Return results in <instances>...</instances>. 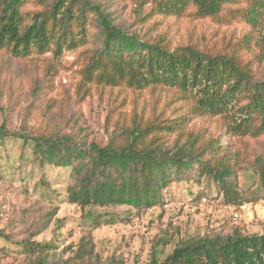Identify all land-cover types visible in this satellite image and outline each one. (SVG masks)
I'll list each match as a JSON object with an SVG mask.
<instances>
[{"label":"rangeland","instance_id":"obj_1","mask_svg":"<svg viewBox=\"0 0 264 264\" xmlns=\"http://www.w3.org/2000/svg\"><path fill=\"white\" fill-rule=\"evenodd\" d=\"M57 1L24 0L21 29L35 15L51 14ZM70 1L80 8L86 0ZM88 1L127 32L169 49L192 45L209 54H232L249 67L254 82L264 81V14L256 28L249 27L241 18L245 0L229 5L218 19L196 17L191 6L179 16L163 15L156 12L161 0ZM71 29L82 43L62 48L59 55L53 46L19 57L0 47V126L7 134L0 141V232L9 237L0 239V264H147L153 254L164 261L190 239L233 231L262 234L264 133L227 131L249 95L229 115L212 117L199 115L192 94L176 88L136 90L122 82L86 81L85 69L101 47V29L88 13ZM164 121L180 123L173 132L147 137L144 146L154 142L171 153L195 139L194 154H205L188 169L170 167L149 208L72 203L67 192L76 185L73 168L39 160L33 150L35 137L104 147L113 135L123 144L124 132L133 126ZM259 124L255 116L253 128ZM217 162L232 172L229 180L240 206L224 202L212 173Z\"/></svg>","mask_w":264,"mask_h":264},{"label":"trees","instance_id":"obj_2","mask_svg":"<svg viewBox=\"0 0 264 264\" xmlns=\"http://www.w3.org/2000/svg\"><path fill=\"white\" fill-rule=\"evenodd\" d=\"M236 1L161 0L156 12L179 16L191 6L196 17L218 19L223 10ZM245 2L241 18L249 27L256 28L264 14V0ZM23 3L24 0H0V47L8 48L12 56H25L32 50L48 51L50 46L54 47L53 53L59 55L62 48L81 45V37L71 28L80 24L88 13L95 17L101 29L102 42L85 69L86 81L111 86L122 82L136 90L155 86L176 88L192 94L194 110L199 115L212 117L229 115L242 97L249 95L248 102L238 108V118L231 117L227 131L240 136L264 133V81L254 82L249 67L242 65L232 54H209L192 45L169 49L161 41L147 40L127 32L113 23L109 12L88 0L80 8H75L69 0H58L51 14L35 15L32 23L21 29L19 11ZM255 116L260 117V124L253 128ZM179 123L164 121L143 127L133 126L124 132L123 144L110 135L104 147L95 143L83 147L66 138L35 137L33 150L39 160L73 168L76 185L68 188L70 202L99 207L149 208L156 201L155 189L165 187L170 167L188 169L194 160L205 154H194L195 139L171 153L154 142L144 146L147 137L173 132ZM5 131L2 124L0 141L7 135ZM216 164L218 168L212 170L213 178L220 187L224 202L240 206L242 203L229 180L232 172L221 162ZM262 169L264 185V166ZM0 239L9 241L2 232ZM34 264L46 263L37 260ZM147 264H264V232L242 235L233 231L226 236L190 239L175 246L164 261H158L153 254Z\"/></svg>","mask_w":264,"mask_h":264},{"label":"bare ground","instance_id":"obj_3","mask_svg":"<svg viewBox=\"0 0 264 264\" xmlns=\"http://www.w3.org/2000/svg\"><path fill=\"white\" fill-rule=\"evenodd\" d=\"M259 209L262 210V211H264V207L263 206H261Z\"/></svg>","mask_w":264,"mask_h":264}]
</instances>
